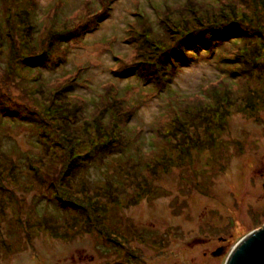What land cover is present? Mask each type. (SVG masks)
<instances>
[{"label":"rangeland","instance_id":"rangeland-1","mask_svg":"<svg viewBox=\"0 0 264 264\" xmlns=\"http://www.w3.org/2000/svg\"><path fill=\"white\" fill-rule=\"evenodd\" d=\"M8 1L24 21L15 29L22 30L15 54L0 41V264H226L235 245L264 226V110L243 111L253 83L231 64L233 42L214 40L208 51L202 38L191 37L173 63V53L156 63L158 51L186 34V16L171 13L162 24L158 18L185 0ZM25 59L28 70L20 66ZM163 61L170 70L165 83L152 78ZM151 64L150 75L141 72ZM112 100L105 124L119 134L113 157L78 159L73 180L63 184L77 198L102 201L104 228L126 244L87 226L83 212L57 197L69 146L59 147L57 125L67 128L51 117L56 105L71 106L74 131ZM198 115L202 121L190 122ZM177 128L203 145L184 144L178 158L170 157ZM81 141L79 158L89 151L87 136ZM46 221L56 224L47 228ZM71 222L78 225L67 232ZM51 227L67 231L53 234Z\"/></svg>","mask_w":264,"mask_h":264},{"label":"trees","instance_id":"trees-1","mask_svg":"<svg viewBox=\"0 0 264 264\" xmlns=\"http://www.w3.org/2000/svg\"><path fill=\"white\" fill-rule=\"evenodd\" d=\"M1 5L4 7L0 9V41L8 40L9 41V50L11 49V52L15 54L16 50V44L18 37H22V30L21 34L16 32V27H22L20 26L21 22L20 20L24 21L14 10L16 8L13 7L12 3L10 5V2L8 0H0ZM217 7V10L214 11ZM31 10L28 9V12L26 13V17L28 20L31 19ZM171 13H177L175 14L176 16H181L184 17L186 16V23H184L183 30L186 28V34L183 35L182 32L180 31L178 34V40L175 42V40H172L171 45L167 47L163 51H158L157 54L154 56V60L156 63L161 62V56L166 53H173L175 56H172L170 58H167V63L171 61L172 63L174 62V59L177 60L178 58L176 57L177 53H180V48L181 45L189 42L188 44L191 45V37L195 38V41H202L209 49L211 48L210 42L214 40H221L225 41V39H230V41L233 42V48L235 49V54H233V59L234 61L231 63L230 58L227 59V61H230L231 64H234L237 66L239 69V77H242L243 75L248 81V83H253L250 84V88L248 89V93L244 96L243 100V111L248 114H255L260 112L261 110H264V0H185L184 3L175 8V9H168L166 7V13L162 14L159 19L161 21H158L159 24H162L165 22L164 18L167 17ZM18 16V18L16 16ZM162 17V18H161ZM190 18V20H189ZM18 21V22H17ZM187 21H190L189 23ZM20 23V24H17ZM11 24V31L9 32V27L8 25ZM14 24V25H13ZM197 25L193 26V28L188 27L189 25ZM6 26V28H5ZM230 34H229V33ZM237 33V35H235ZM206 34L205 37H200V35ZM181 36V38H180ZM199 36V37H198ZM189 38V39H186ZM58 42L64 41L66 38H56ZM1 43V42H0ZM20 43V42H19ZM197 43V42H196ZM8 45V44H6ZM11 55V54H10ZM42 55V54H41ZM38 56L45 60L46 56ZM232 57V56H231ZM163 59V58H162ZM30 63L27 59H25V62L20 61V66L22 69H27L30 67ZM161 66L162 71L160 74L156 73V70H153L155 73V78L152 77L153 79L161 80L162 83H165L168 79H166L167 75L170 76V70L167 67V64L162 62V64H159ZM154 64H151L148 67V71L145 68L140 66L141 72H148L150 75L149 71H151V67H153ZM27 67V68H26ZM28 70V69H27ZM106 97L102 96L101 98V103H105L106 100L104 99ZM115 98V97H111ZM107 99V97H106ZM108 100V99H107ZM115 100V99H114ZM112 100L111 104L112 106H104L98 110V119L94 120H88V123H84L83 128L76 126V130L72 131V121H70L69 118H67V114L69 115L70 107L67 106H60V104L56 105V111L55 115L51 114V117L53 121L57 124L59 122L61 124H64L65 127L67 128L66 130H62L61 125L58 128L57 134L59 135L60 139V145L62 149L65 150V145L69 146L66 151H64V163H63V170L62 174H60V181H59V189H58V199L63 201L64 203L68 202L74 205L76 209H79L81 212L85 214V216H80L79 219H83V221L86 222L87 226L92 225L93 227L98 228L101 232H105L110 238L111 236L116 237L115 241L118 239H121V242L126 244V241L124 240L123 236L115 235L113 233H110L108 230L104 228V226H108L109 223L107 222L106 219V213L100 215V211H103L105 209V204L101 203L99 199L91 200V199H82L80 197H76L75 194H70L69 189H71V186L68 185L67 188L65 184H63V181L66 180V178H69L73 180L71 176H73V165L77 164L78 159H83L85 161H88L91 159V156L93 153L96 155L98 154L100 158H107V157H113L111 154L112 150L114 149V140L116 139L115 137L119 134H114V131L111 130L109 126L105 124V122L111 121L112 120V115L108 113L114 112L113 108L116 105L115 101L118 102V99L115 101ZM115 103V104H114ZM100 102L97 103V107L99 106ZM95 105V106H96ZM62 107V108H61ZM242 111V109H241ZM209 114V113H208ZM208 119L209 116L206 115ZM73 118H76V115L73 114ZM187 117V116H186ZM193 117V118H192ZM190 116V122H195L198 118L202 121L204 116L199 115L197 117L195 116ZM188 118V117H187ZM213 118V117H212ZM108 119V120H107ZM107 120V121H105ZM86 121V120H85ZM174 119L172 120V122ZM171 122V124H172ZM41 123V121H40ZM40 123L38 125L40 126ZM196 128H199V126L192 127L191 130L195 131ZM176 129V128H172ZM45 130V129H41ZM212 130V129H211ZM170 131V130H169ZM168 131V132H169ZM68 133L70 136L68 138H63L61 136V133ZM166 132V130H165ZM86 135L88 138L87 145L89 146V151L87 153V156L85 155L83 158H79V155H76L75 152H78L77 150L81 148L84 142H77L78 136ZM190 133H185L183 131L178 132V128L176 133L171 137L174 141L173 147H175V153L171 154L176 155L178 158L181 153V149L186 144V150L190 148H199L203 144L199 143V141H196L195 139L193 140L192 137H190ZM190 137V138H189ZM198 138V137H197ZM75 139V140H74ZM198 140V139H197ZM59 144V142L57 141ZM183 143V145H181ZM189 145V146H188ZM56 146V144L54 145ZM111 146V147H109ZM45 154V152H44ZM35 162L37 164L41 163L43 160V155H37L36 158H34ZM126 162V159L123 160ZM122 161V162H123ZM128 162L131 163V159H127ZM118 162L117 165L121 168L123 171V167L121 166L120 163ZM138 163H142L141 158H138ZM179 163V162H178ZM132 164V163H131ZM170 164H175V160H171L170 158ZM33 165V164H32ZM133 165V164H132ZM118 167V168H119ZM107 187V186H106ZM93 189V190H92ZM91 190L94 191L96 194L100 192V190L97 189H102L101 187H93ZM72 190V189H71ZM97 190V191H95ZM109 192V191H108ZM112 192V191H111ZM109 192V194L111 193ZM144 193V192H143ZM149 194L151 192H148ZM94 195L92 198L96 197L97 195ZM146 194V193H145ZM86 196L83 194V197ZM113 197V195L111 194ZM86 200V201H85ZM70 216V217H69ZM68 218L66 215L63 216L64 221L74 218L75 220L78 219V217L74 215H69ZM73 216V217H71ZM77 218V219H76ZM49 221L53 222L54 219L48 218ZM43 221V220H42ZM47 222V228L49 225H53L56 223H50ZM46 222H42L39 227H44ZM83 222V223H85ZM88 222V224H87ZM107 223V224H105ZM69 224V228L67 231V228H62L61 230L56 228L53 230L51 227L50 232L55 234L57 231H62L61 235H65V232H69L71 228H76L78 225V222H74ZM64 225V224H63ZM45 228V227H44ZM84 231H88L89 229L84 226L83 227ZM48 230V229H47ZM53 231V232H52ZM92 231V230H91ZM108 231V232H107ZM49 232V233H50ZM84 233V232H83ZM87 233V232H86ZM77 234V233H76ZM64 238V237H63Z\"/></svg>","mask_w":264,"mask_h":264},{"label":"water","instance_id":"water-1","mask_svg":"<svg viewBox=\"0 0 264 264\" xmlns=\"http://www.w3.org/2000/svg\"><path fill=\"white\" fill-rule=\"evenodd\" d=\"M221 251L219 249L214 253V256L220 255ZM226 264H264V226L236 244L230 252Z\"/></svg>","mask_w":264,"mask_h":264}]
</instances>
